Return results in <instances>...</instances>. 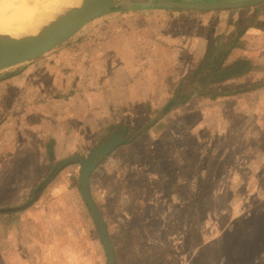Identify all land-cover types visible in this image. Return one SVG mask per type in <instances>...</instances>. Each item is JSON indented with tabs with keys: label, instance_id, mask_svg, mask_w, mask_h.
<instances>
[{
	"label": "crops",
	"instance_id": "1",
	"mask_svg": "<svg viewBox=\"0 0 264 264\" xmlns=\"http://www.w3.org/2000/svg\"><path fill=\"white\" fill-rule=\"evenodd\" d=\"M238 13L178 9L157 0H120L55 50L0 71V202L20 203L0 208V264H72L71 249L62 246L74 240L64 238L71 235L70 224L67 227L64 222L71 207L67 208L62 199L72 186L65 184L61 173L70 166L79 169V164H66L30 200L31 193L39 190L59 161L87 156L101 143L121 134L126 142L107 155L117 149L118 157L110 155L109 159L114 171L122 163H136L133 154L123 153L126 146H132L144 133H154L164 121L174 122L197 108L203 112L198 119L206 126L213 110L202 104L210 98L198 92L212 82H207L206 71L199 70L214 41L216 49H226L231 43L226 55L228 65L239 59L250 63L245 72L222 81L221 87L228 86L224 101L231 103L234 112L254 115L256 125L264 123V76L252 86L236 85L238 80L253 75L257 65L264 74V30L254 28V23L240 35L235 30L208 36V20L225 17V22L238 24L241 15L250 12ZM262 13L258 23L264 27ZM224 108L219 109L222 114ZM11 130L15 134L9 135ZM255 163L253 157L249 159L245 168L238 170L240 175L247 171V179L231 180L230 186L248 183L249 171L253 175L258 169ZM47 168L50 171L46 175ZM99 183V179L92 185L89 181L92 197ZM50 193L53 196H48ZM73 203L75 210L85 214ZM258 224L254 218H244L240 231L250 238L240 241V235L234 233L238 227L233 226L230 234L216 241L222 253L226 252L217 264H230L225 258L227 245L246 254L244 247L259 239L262 248L252 246V258L239 260L240 264H262L254 258L256 251L264 256V226Z\"/></svg>",
	"mask_w": 264,
	"mask_h": 264
},
{
	"label": "rangeland",
	"instance_id": "2",
	"mask_svg": "<svg viewBox=\"0 0 264 264\" xmlns=\"http://www.w3.org/2000/svg\"><path fill=\"white\" fill-rule=\"evenodd\" d=\"M262 11L261 4L212 10L214 14L224 15L227 12L250 13L241 15L240 20L244 19L242 24H239L240 20L238 24L225 22V17L208 20V36L217 37L239 31L250 21L255 23L254 28L263 31V24L258 23ZM248 16L252 20L247 21ZM214 42L206 51L205 61L217 57L216 51L220 48L214 50ZM228 60L225 58L223 64L228 65ZM204 63L199 71H206ZM254 71L253 75L238 80L236 85L257 84L264 76L261 65H257ZM222 85L223 82H212L210 86L207 84L205 91L203 88L197 91L210 98L202 104H207L213 110L208 114L205 127L203 121L198 119L203 112L196 107V110H191L190 107L191 111L185 112L182 118L174 122L164 121L158 125L159 129H154V133H144L132 146H126L123 153L133 154L136 163H122L120 168L111 171L109 159L110 155L112 158L118 157L115 156L118 154L116 149L91 173V185L94 180H100L93 197L105 222L116 264H217L221 254L224 256L226 252L222 253L216 241H222L221 237L230 234V228L238 227L234 233L239 234L240 241H243L251 237L240 231L244 218H254L261 224H258L259 227L264 226V123L256 125L254 115L234 112L231 103L222 97L228 86ZM209 92L216 95L210 96ZM179 106L183 107V104ZM221 107H225L223 114L219 110ZM217 119L221 121L220 124L216 123ZM218 126L220 128L217 130ZM11 131L9 135L15 134ZM141 145L144 147L142 150ZM139 151L142 154L136 158ZM252 157L258 169L253 175L249 171L248 183L230 186L231 180L247 179V171L243 170L244 175H240L238 170L244 169ZM49 171L47 168L44 173L47 175ZM44 173L41 171V175ZM61 174L65 184L72 186L66 191L68 196L63 193L65 197L62 198L68 204L67 208L71 207L64 221L68 223L67 227L70 224L71 235L64 238L74 239L71 243L63 242L62 246L71 249L72 264H106L97 229L78 190L79 169L70 166ZM35 193H31L30 200ZM51 195L53 193L48 194ZM73 202L85 214L75 210ZM19 204L0 202V208ZM63 229L66 232V227ZM252 246L261 249L263 245L260 239L251 242L244 247L246 254L238 251L236 246L231 250V245H227L226 262L240 264L241 258L250 260L252 255L249 249ZM254 258L264 264V256L260 252L256 251Z\"/></svg>",
	"mask_w": 264,
	"mask_h": 264
},
{
	"label": "water",
	"instance_id": "3",
	"mask_svg": "<svg viewBox=\"0 0 264 264\" xmlns=\"http://www.w3.org/2000/svg\"><path fill=\"white\" fill-rule=\"evenodd\" d=\"M135 2L154 0H132ZM162 4L178 9L218 10L252 7L264 3V0H232V1H182L157 0ZM120 0H81L76 6L63 9L51 21L44 24L36 33L21 37L0 35V71L35 60L55 50L75 36L86 24L98 15L110 10ZM172 102L165 108L170 109ZM121 134L114 135L95 147L87 156H70L59 161L44 180L35 196L40 194L44 186L68 163L79 164L78 190L84 204L92 217L103 246L106 264H116L115 253L108 235L105 222L95 203L89 188L91 173L99 162L114 148L125 143Z\"/></svg>",
	"mask_w": 264,
	"mask_h": 264
},
{
	"label": "bare ground",
	"instance_id": "4",
	"mask_svg": "<svg viewBox=\"0 0 264 264\" xmlns=\"http://www.w3.org/2000/svg\"><path fill=\"white\" fill-rule=\"evenodd\" d=\"M81 0H0V35L21 37L36 33L63 9Z\"/></svg>",
	"mask_w": 264,
	"mask_h": 264
},
{
	"label": "trees",
	"instance_id": "5",
	"mask_svg": "<svg viewBox=\"0 0 264 264\" xmlns=\"http://www.w3.org/2000/svg\"><path fill=\"white\" fill-rule=\"evenodd\" d=\"M262 8L264 9V3L261 4ZM258 7V6H257ZM264 12V11H263ZM251 17L248 16V18L246 19L247 21L250 20ZM243 20H240L239 24L243 23ZM252 20V19H251ZM251 25H254V23H252L251 21L247 24H244L242 27H240L238 34H242L243 31H245V29ZM212 47V46H211ZM214 49V47H212ZM211 49V50H213ZM223 49V52H221V50ZM216 50V49H214ZM230 48H221L218 51H216V59L213 60H207L206 65H205V69H206V75H207V82H222L224 81V79H226L227 77H229L230 75L233 74H241L243 72H245L246 70H248L250 68V64L249 61L245 60V59H239L236 60L232 63V65H223L226 55L229 52ZM210 61V62H208ZM210 96H215L216 93H212L209 92Z\"/></svg>",
	"mask_w": 264,
	"mask_h": 264
}]
</instances>
